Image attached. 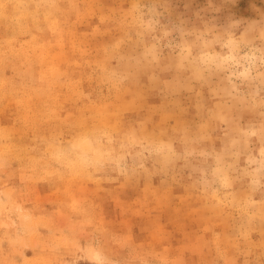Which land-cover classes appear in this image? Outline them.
I'll return each instance as SVG.
<instances>
[{"label":"rangeland","instance_id":"1","mask_svg":"<svg viewBox=\"0 0 264 264\" xmlns=\"http://www.w3.org/2000/svg\"><path fill=\"white\" fill-rule=\"evenodd\" d=\"M0 264H264V0H0Z\"/></svg>","mask_w":264,"mask_h":264}]
</instances>
